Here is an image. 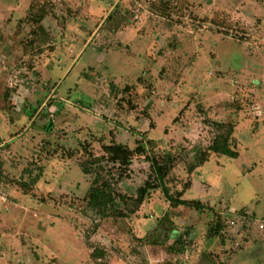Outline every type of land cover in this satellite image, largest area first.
Returning <instances> with one entry per match:
<instances>
[{
  "label": "rangeland",
  "instance_id": "1",
  "mask_svg": "<svg viewBox=\"0 0 264 264\" xmlns=\"http://www.w3.org/2000/svg\"><path fill=\"white\" fill-rule=\"evenodd\" d=\"M114 144L121 194L152 155L200 208L95 216L81 164ZM202 263L264 264V0H0V264Z\"/></svg>",
  "mask_w": 264,
  "mask_h": 264
},
{
  "label": "trees",
  "instance_id": "2",
  "mask_svg": "<svg viewBox=\"0 0 264 264\" xmlns=\"http://www.w3.org/2000/svg\"><path fill=\"white\" fill-rule=\"evenodd\" d=\"M217 127L218 133L209 148V152L237 158L239 153L232 148L229 141L233 133V125L220 123ZM105 149L106 156L90 154L81 164L83 173L93 176L91 186L87 193V207L95 216L99 218L110 216L127 217L129 213L134 212L142 205L151 190L159 188L173 207L185 205L200 208L201 204L198 201L182 198V191L176 192L175 194L171 192L165 181L168 173L167 164L152 155L148 156L153 170L151 177L138 188L136 195L127 196L121 194L117 190L116 185L118 180L123 179L127 175L134 151L122 144L108 145ZM137 151L145 153L147 150L144 145H140ZM207 155H203L199 159V163L206 162ZM38 178L39 176L31 177L29 184L36 183ZM167 218L168 214L163 219Z\"/></svg>",
  "mask_w": 264,
  "mask_h": 264
}]
</instances>
